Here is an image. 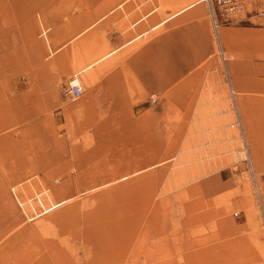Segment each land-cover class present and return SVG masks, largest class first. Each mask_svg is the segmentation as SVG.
I'll return each mask as SVG.
<instances>
[{"label": "rangeland", "instance_id": "rangeland-1", "mask_svg": "<svg viewBox=\"0 0 264 264\" xmlns=\"http://www.w3.org/2000/svg\"><path fill=\"white\" fill-rule=\"evenodd\" d=\"M183 4L0 0V264H264V20Z\"/></svg>", "mask_w": 264, "mask_h": 264}, {"label": "built area", "instance_id": "built-area-1", "mask_svg": "<svg viewBox=\"0 0 264 264\" xmlns=\"http://www.w3.org/2000/svg\"><path fill=\"white\" fill-rule=\"evenodd\" d=\"M203 1L205 2V4H207L214 19L215 18L217 19V20H214L213 27H214L216 35L218 36L220 33L219 32L220 23L218 19V12L221 13L226 18H229L230 15L237 14L241 11V9H244L245 13H249V14L255 13V15L261 17L264 20V0H203ZM70 92L75 98H78L82 94V87L79 84H72L70 88ZM240 123L241 122L239 121V119H237L236 124H240ZM240 127H241V124H240ZM14 193H15L16 199L20 203L21 201L18 198L15 191ZM21 206L23 205L21 204ZM41 207L43 210L45 206L41 204ZM41 207H40V210H41Z\"/></svg>", "mask_w": 264, "mask_h": 264}, {"label": "bare ground", "instance_id": "bare-ground-1", "mask_svg": "<svg viewBox=\"0 0 264 264\" xmlns=\"http://www.w3.org/2000/svg\"><path fill=\"white\" fill-rule=\"evenodd\" d=\"M182 2H184V4L182 6H178L179 8H177L171 15H169L166 19L163 20V22L159 23V24H156L154 25L152 28L153 29H156L158 27H160L162 24L166 23L167 21L171 20L172 18L176 17L177 15L179 14H182L184 13L185 11L193 8L194 6L200 4L201 2H203V0H182ZM178 3H179V0H178ZM122 6V5H121ZM242 10V9H241ZM147 33V32H145ZM145 33H143L142 35H144ZM141 35L137 36L136 38L132 39L131 41L125 43L122 47L130 44L131 42H133L135 39L139 38ZM94 43L92 39L88 38L86 39V43L88 46L90 44ZM95 45V44H93ZM83 46V45H82ZM119 49H121L120 47L119 48H116V49H113V50H110V51H106L104 53H102L98 60L95 61V62H92V63H89V64H82V62H76L74 61V66L75 67H80L79 70H77L75 72V75L74 77L72 78V81L76 84H79L80 86H84V84H89V83H92L95 81L96 79V72H95V65L102 61V64L104 63L107 64V66H112L114 65V59L116 58L117 54H118V51ZM93 50H96L98 51L99 50V46L96 45L94 47ZM96 63V64H95ZM81 65V66H80ZM81 73H84L82 74V76L80 75ZM234 92H236L234 90ZM223 93V91H222ZM230 96V95H229ZM215 100V99H213ZM200 115V114H199ZM200 117V116H199ZM237 135V134H236ZM240 150V149H239ZM240 156V154H239ZM263 248V254H264V246L262 247Z\"/></svg>", "mask_w": 264, "mask_h": 264}, {"label": "crops", "instance_id": "crops-1", "mask_svg": "<svg viewBox=\"0 0 264 264\" xmlns=\"http://www.w3.org/2000/svg\"><path fill=\"white\" fill-rule=\"evenodd\" d=\"M204 2V1H203ZM210 11V10H209ZM240 13H245V10L244 9H242L241 11H240ZM240 13H237L238 15L240 14ZM210 16H211V18H212V22H213V26H214V20H217L216 18L214 19V17L212 16V14H211V11H210ZM261 18V17H260ZM262 19V18H261ZM170 21V20H169ZM168 22V21H167ZM166 22V23H167ZM165 24V23H164ZM220 27V26H219ZM220 30V29H219ZM262 32H264V31H261L258 35H259V38H262L263 39V34H261ZM217 38H219V36L217 35ZM264 40V39H263ZM220 42V41H219ZM233 86V85H232ZM82 87V86H81ZM20 184H22V183H20Z\"/></svg>", "mask_w": 264, "mask_h": 264}]
</instances>
